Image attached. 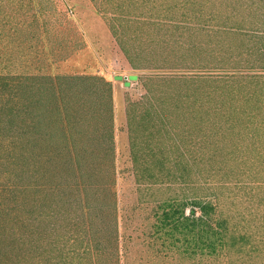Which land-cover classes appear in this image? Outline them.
I'll use <instances>...</instances> for the list:
<instances>
[{
	"label": "trees",
	"instance_id": "obj_1",
	"mask_svg": "<svg viewBox=\"0 0 264 264\" xmlns=\"http://www.w3.org/2000/svg\"><path fill=\"white\" fill-rule=\"evenodd\" d=\"M202 1L199 13L192 0L130 1L145 12L115 14L109 23L135 69L141 54L127 47L129 32L131 42H154L165 57L178 50L179 62L196 57L197 34L218 49L201 48L217 72L177 65L129 77L146 92L126 112L138 201L153 203L146 245L174 260L214 258L256 242L264 227V21L233 18L222 4ZM47 87L36 119L28 89L19 114L7 94L0 102V264H122L119 192L100 180L98 163L114 157L113 115L102 111V129L83 139L80 128L90 125L59 86ZM3 110L12 111L6 120ZM106 169L115 186L116 168Z\"/></svg>",
	"mask_w": 264,
	"mask_h": 264
},
{
	"label": "rangeland",
	"instance_id": "obj_2",
	"mask_svg": "<svg viewBox=\"0 0 264 264\" xmlns=\"http://www.w3.org/2000/svg\"><path fill=\"white\" fill-rule=\"evenodd\" d=\"M130 1L140 6L152 1L161 4L174 0H0V102L7 94L12 111L19 114L23 96L31 93L32 116L36 119V103L39 102L43 90L46 91L45 97L50 96L47 86L53 83L61 88L60 94L63 93L66 98L72 100L76 116L84 125H90L89 130L88 127L80 128L84 133L83 139L87 131L98 134L102 129L105 124L102 111L107 116L113 115L114 157L111 165L106 156L98 163L99 168L104 171L100 174V180L119 192V229L124 235L122 264H264V227L256 242H239L235 249L229 248L214 258L180 257L174 260L170 253L155 254L147 247L150 233L149 214L153 203L148 197V203L138 201L128 149L126 116L129 102L139 101L146 92L142 84L130 82L129 77L134 73L145 75L156 69H173L177 65L189 69L186 71L194 74L217 72L216 63L208 57L203 58L202 54L205 53L201 48H206L212 55H215L218 49L211 44L207 35L203 37L197 34L194 38L196 57L189 56L185 62H179L182 53L179 55L178 50L177 55L165 57L166 53L160 52V46L154 42L151 46H141L138 41L131 42L129 37L134 34L129 32L128 38L125 37L127 47L131 48L134 55L141 54V60L135 62L136 69L133 68L109 26L115 14L131 19L133 13L139 15L145 12L134 11V4ZM192 1L199 7L195 9L199 13L201 4L205 2ZM208 2L222 4V11L233 18L264 21V0ZM209 7L212 11L218 10L214 6ZM146 32L139 30V35H145ZM166 59L171 63L164 62ZM21 76L24 79L11 80ZM3 79L10 80L5 83ZM125 83L129 85L125 86ZM6 85L9 86L5 87ZM22 89H28V92L25 93ZM12 111L3 110V119H8L7 116ZM96 145L95 143L94 148L99 146ZM101 154L98 151V155ZM109 166L110 170L115 167L117 171L115 177L113 176L115 186L110 172L106 169ZM237 228L241 233H244L246 228L255 229ZM74 241L76 240H67V246Z\"/></svg>",
	"mask_w": 264,
	"mask_h": 264
}]
</instances>
